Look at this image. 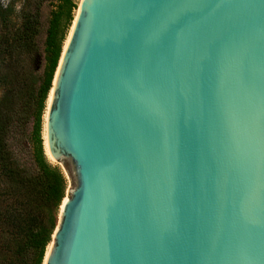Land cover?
Listing matches in <instances>:
<instances>
[{
    "label": "water",
    "instance_id": "obj_1",
    "mask_svg": "<svg viewBox=\"0 0 264 264\" xmlns=\"http://www.w3.org/2000/svg\"><path fill=\"white\" fill-rule=\"evenodd\" d=\"M43 117L42 264H264V0H81Z\"/></svg>",
    "mask_w": 264,
    "mask_h": 264
},
{
    "label": "trees",
    "instance_id": "obj_2",
    "mask_svg": "<svg viewBox=\"0 0 264 264\" xmlns=\"http://www.w3.org/2000/svg\"><path fill=\"white\" fill-rule=\"evenodd\" d=\"M74 8L63 0L53 12L41 53L40 2H24L17 23L0 5V264H42L65 196V174L47 160L41 130Z\"/></svg>",
    "mask_w": 264,
    "mask_h": 264
},
{
    "label": "rangeland",
    "instance_id": "obj_3",
    "mask_svg": "<svg viewBox=\"0 0 264 264\" xmlns=\"http://www.w3.org/2000/svg\"><path fill=\"white\" fill-rule=\"evenodd\" d=\"M26 1L27 0H0V5L3 8H6V12H5L6 19L10 22L17 23V21L19 20L20 8L22 7L23 3ZM33 1L34 2L35 1L40 2L41 26H40V33L38 35L37 42H38V47L40 49V52L43 53L44 40H45V35H46V29L48 26V21L51 18L53 12L58 10V7L62 5L63 0H33ZM71 1L75 4V8L72 9V12H71L72 21H71L70 25H68L67 30H66L65 40L63 42L64 46H65V43L67 42V39H68L69 34L71 32L72 26L74 24V21H75L77 12H78L79 3L81 0H71ZM42 65H43V63H42ZM41 69H42V67H41ZM41 69H40V71H41ZM44 113H45V111H44ZM43 116H44V114H43ZM42 119L43 120H42L41 139H42L44 154H45L48 161H50L53 164H57L62 169V171L64 172L65 177H66L67 187H69L71 184V181H70V178L68 177V175L65 173L63 166L61 164H58V163L54 162L53 160H51L49 158V156L47 155V153H45L46 149H45L44 131H43L44 117H42ZM67 187H66V189H67ZM65 195H66V192H65Z\"/></svg>",
    "mask_w": 264,
    "mask_h": 264
},
{
    "label": "bare ground",
    "instance_id": "obj_4",
    "mask_svg": "<svg viewBox=\"0 0 264 264\" xmlns=\"http://www.w3.org/2000/svg\"><path fill=\"white\" fill-rule=\"evenodd\" d=\"M66 44V43H65ZM45 149H46V153H47V155L49 156V154H48V150H47V147H46V143H45ZM50 157V156H49Z\"/></svg>",
    "mask_w": 264,
    "mask_h": 264
}]
</instances>
